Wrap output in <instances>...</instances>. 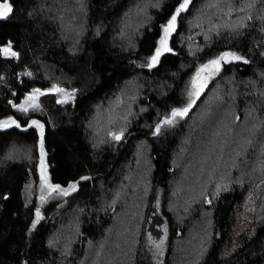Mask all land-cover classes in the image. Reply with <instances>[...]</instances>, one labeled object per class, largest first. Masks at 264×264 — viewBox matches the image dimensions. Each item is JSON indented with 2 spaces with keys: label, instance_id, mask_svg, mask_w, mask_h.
<instances>
[{
  "label": "trees",
  "instance_id": "1",
  "mask_svg": "<svg viewBox=\"0 0 264 264\" xmlns=\"http://www.w3.org/2000/svg\"><path fill=\"white\" fill-rule=\"evenodd\" d=\"M77 1L76 38L59 36L52 20L60 5L52 0H7L13 12L0 19V44L9 42L17 53L0 51V122L10 124L0 127V264H118L120 240L100 247V263L90 262L86 247L97 245L116 210L97 211L96 200L113 188L114 173L123 172L116 167L139 145L147 153V184L125 264H173L188 233L194 243L187 264H264V0H190L169 36L171 51L162 52L152 67L136 61L151 52L160 25L181 0L145 1L137 19L122 21L125 35L130 23L135 26L130 41L113 32L126 5L140 0ZM61 16L69 21L68 12ZM225 52L243 59L221 60L218 71L206 69L203 89L194 92L193 74ZM132 83L138 89L126 112ZM53 84L71 95L60 98L48 90L36 100L38 107L20 103L32 88ZM111 104L127 113L121 138L106 135L107 143L93 147L92 127L85 123L94 113L104 117ZM21 105L28 111H20ZM184 108L185 115L163 123ZM203 109L211 116L196 131ZM33 120L43 125L50 183L69 187L45 203L27 195L40 155V129ZM187 131L191 140L178 157ZM184 159L192 164L187 188L177 181ZM74 205L82 207L77 228L54 239L59 216ZM154 221L165 225L156 262L147 251Z\"/></svg>",
  "mask_w": 264,
  "mask_h": 264
},
{
  "label": "rangeland",
  "instance_id": "2",
  "mask_svg": "<svg viewBox=\"0 0 264 264\" xmlns=\"http://www.w3.org/2000/svg\"><path fill=\"white\" fill-rule=\"evenodd\" d=\"M51 1V0H50ZM147 0H140L138 5H132L130 8H128V4L126 5V9L122 12V14L118 15V21L116 24V28L113 32V35L117 38L121 35L124 37L123 40H128L130 41V33L132 32L135 26L133 24H129L128 27L126 28V32L129 33L125 35V32H123V25L122 21L124 23L126 22L125 18L130 16L131 19H137L144 11V7ZM0 2H7V0H0ZM71 3L65 2V0H52L53 4L58 3L60 6L58 7L60 10L53 18L52 21L56 22L55 24L58 26V32L59 36L61 39L63 37L65 38H76L78 32L80 31L78 29V26L80 24V17L75 18V14L79 15V11L81 10L80 3L77 0H70ZM184 0H181L179 4L176 6L175 10L172 12V14L162 22V24L159 27V32L158 35L155 39V44L151 52H149L142 60H137L136 64L138 66H145L149 67V64L151 63L150 58L155 55V51L157 48H160V40L164 36V31L163 28L167 25L168 21L170 20L172 15L176 14V9L179 7L181 3H183ZM72 3H75L74 5ZM37 8H41V3L40 5L37 4ZM68 12L70 15L69 21L66 20L64 21V18L61 16L62 13ZM75 13V14H73ZM138 16V17H137ZM64 21V22H63ZM170 36V35H169ZM169 36H168V41H169ZM127 43V41H126ZM11 47V51L15 50L12 48L11 44L9 42L0 44V51L2 49ZM169 48V45H168ZM69 50H72V47L69 45L68 46ZM164 52V51H162ZM2 53H4L2 51ZM5 54V53H4ZM11 55V52L8 53ZM216 58H213L215 60ZM198 73V71H197ZM197 73L193 74V79H192V85L194 88V92H197L201 85L206 82L208 79V75L205 71H199L200 75L197 77ZM138 76V75H136ZM137 83H132L131 84V93H130V98L127 100V105H126V112L128 111L130 107V101L132 100L133 96L136 93V90L138 89ZM126 86V85H125ZM39 89L40 92L44 93V91L48 90H55L59 93L60 98H68L71 95V90L57 86L55 84L50 85L47 88H40V87H34L30 91L26 92L24 96L21 98V102L24 105H29L25 104V101L28 100V97L33 94V92ZM124 89V87L120 88L116 93L115 97L120 96V92ZM135 100V99H134ZM37 102V101H36ZM113 102V101H112ZM115 106L116 104L113 103ZM113 104H111L107 109L104 117H102V114L97 115L94 113L91 121L87 124V126L91 128V137H92V146L99 148L98 144H102L106 142V135L113 141L116 139L113 138V133L119 135L120 132L123 130V128L126 125L125 122V117H127L126 112H120V109L118 107H115L113 110ZM205 109H203L199 117L197 119V124L194 127L196 131H199L202 127H204L205 120L208 121V119L205 117V115L211 116L210 112L206 111L204 114ZM190 125V123H189ZM190 132L187 131L183 139H185V143L181 145L182 149L178 153V157H181L183 155L182 152L186 151L188 148V143L190 142ZM107 143V142H106ZM17 155L24 154L25 157L29 158L31 157V154L28 152H18L16 151ZM147 153L143 152V146L139 145V147L136 149V152L132 154L130 160L126 161V164L118 168V170H122V173H114L112 180L115 185L113 186L112 189H110L107 193L104 195L102 194L97 200L96 203H98L96 210L101 212L105 211L107 208L110 209H115V213L113 216V219L111 220V224L106 228L104 231L103 237H101L97 243L96 246H93L92 243H88V246L86 247L87 249V256L90 258L92 256V259L90 262H98L100 263L101 260V254L100 252V247H104L106 245V242H112V241H117L120 240L121 244L123 247V253L120 261L118 264H125L128 262V257H129V251H128V245L129 242H133V236H134V228L136 224L134 223L135 219L138 218V212L136 211L137 209V204L140 203V199H143L147 181H146V172H147ZM38 159L35 163L36 165V173L31 176V179L27 182L26 188H27V195L29 194L32 195V197L36 201H40L42 203H45L46 201H49L51 198H56L58 196H63L64 192L61 190H67L69 187H59L55 191L53 188L55 187L53 184L50 183L48 179V170H47V163L44 158V176L42 178L41 176V169H40V155H37ZM180 167L184 169L181 172H177V181L179 180L184 188H187V186H184V181H186V175L191 171L192 164L190 163L189 159H184L180 161ZM179 169V166H178ZM187 172V174H186ZM64 201V198H62L61 202ZM65 202V201H64ZM109 206V207H108ZM140 207V205H139ZM82 212V207L80 205H74L71 207L70 210L65 211L62 215L59 216L62 220L59 226L61 227L58 232L54 235V239H59V235H64V238L68 236V234L73 230L77 228V218L80 216V213ZM202 221V220H201ZM199 221V229L201 231L202 229V223ZM160 222V221H159ZM154 221V226L155 230L150 231L149 233V238L147 242V251L149 252L152 260L156 262L160 258V253L162 250V245L164 241V228L165 225L164 223H159ZM157 225H159L160 230L158 229ZM197 231V235H198ZM75 234L73 233L69 239L71 240L72 237ZM195 234H193L194 237ZM132 238V239H131ZM61 239V238H60ZM131 240V241H130ZM194 243L193 239H190L189 233L188 235L178 244L176 254H177V261L174 262L173 264H187L188 260L192 257L191 252H187V250L190 249L191 245ZM195 245V244H194ZM195 254V250L193 252V256Z\"/></svg>",
  "mask_w": 264,
  "mask_h": 264
},
{
  "label": "snow or ice",
  "instance_id": "3",
  "mask_svg": "<svg viewBox=\"0 0 264 264\" xmlns=\"http://www.w3.org/2000/svg\"><path fill=\"white\" fill-rule=\"evenodd\" d=\"M189 3H190V0H184V2L181 3L179 5V7L176 9V14L171 16V18L168 21L167 25L163 28L164 36L160 40L161 47L157 48L156 51H155V55H153L150 58L151 63L149 64V67L154 66L158 62L159 57L162 54V51H171V49L168 48V36L171 34V32L175 31L176 24H177V17L179 16V14L182 11L187 9ZM12 12H13V8H12L11 3H9V2H0V19H7ZM249 19H251V17H249ZM2 51L5 54H8L9 52H11V55L13 57H15L17 55L16 52L11 51L10 45H9V47L2 49ZM228 58H231V59L237 60V61L243 59L241 56L235 55L234 53L225 52L218 59L211 60V61H209V63L207 65L202 66L200 71L202 72V71H205L206 69H209V68H214L216 71H218L219 68H220L221 60H227ZM199 75H200V73L198 72L197 73V77H199ZM203 86L204 85L201 84V90L203 89ZM40 95H44V93L40 92L39 89H36L33 92V94L28 97V100L25 101V104H29V102H31L29 104L30 107H33V108L38 107V104L36 103V100L38 99V97ZM19 110L22 111V112H27L28 111V107H25L24 105H21L19 107ZM187 111H188V108L174 109L172 111V114H171L172 115V119L166 118L163 121V123L171 124L175 117L183 116V115H185L187 113ZM31 123H32V125H35L37 128L40 129V142H39V146H40V169H41V176L43 178V176H44V168H45V164H44V155H45V153H44V141H43V125L40 124L39 121H36V120H33ZM11 124L15 125L16 127H20V125L15 120H12ZM9 126H10L9 121L0 122V127H9ZM159 131H160V125L158 124L156 126V132L158 133ZM112 135H113V138L116 139V140H119L121 138L120 135H117L115 133H113ZM70 187L75 189L76 186L73 184ZM57 188H59L58 185L55 186L53 188V190L55 191ZM61 191H63L64 194H67L66 190H61ZM37 219H39V211L38 210H37Z\"/></svg>",
  "mask_w": 264,
  "mask_h": 264
}]
</instances>
